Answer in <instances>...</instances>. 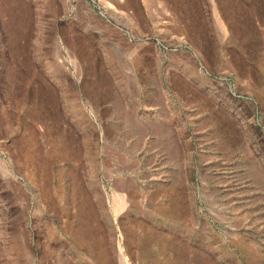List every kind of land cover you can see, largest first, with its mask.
<instances>
[{
  "label": "rangeland",
  "instance_id": "374dc122",
  "mask_svg": "<svg viewBox=\"0 0 264 264\" xmlns=\"http://www.w3.org/2000/svg\"><path fill=\"white\" fill-rule=\"evenodd\" d=\"M0 264H264V0H0Z\"/></svg>",
  "mask_w": 264,
  "mask_h": 264
}]
</instances>
